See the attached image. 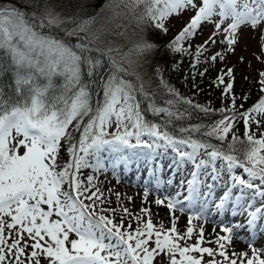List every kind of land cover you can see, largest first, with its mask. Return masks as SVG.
Instances as JSON below:
<instances>
[{
  "label": "snow or ice",
  "instance_id": "obj_1",
  "mask_svg": "<svg viewBox=\"0 0 264 264\" xmlns=\"http://www.w3.org/2000/svg\"><path fill=\"white\" fill-rule=\"evenodd\" d=\"M43 4L40 9V0H31L29 6L39 11L30 13L0 5V50L16 68V93L22 97L5 98L0 89V264H204L205 254L212 257L207 264H237V259L240 264H264V249L251 244L250 257L246 252H233L232 257L237 258L229 257L225 242L231 243L232 228H223L228 235L218 237V249L213 250L201 246L202 227L195 244L182 245L181 241L191 239L194 228L189 226L180 233L175 224L167 229L156 227L149 209H141L147 217L144 219L123 208L124 215L117 222L115 208L101 207L104 198L94 183L96 176H83L86 169L95 173L110 167L115 172L123 165L127 170L143 157L159 188L165 181L156 158L168 156L171 150L173 172L192 165L186 181L189 207L199 204L203 211L207 198L227 173L229 181L216 209L222 213L231 202L236 215L245 199L251 209L257 199L264 200V133L257 137L250 131L251 124L259 127L260 118H264V95L241 112L233 94L231 107L217 110L181 96L161 79L160 85L172 98L158 103L156 93L146 88L144 74L138 70L145 55L158 47L154 42L141 37L127 52L122 46H111L112 41L100 47L104 32L110 30L102 27L92 31L95 17L63 16L56 0H43ZM108 6L113 8V18L131 14L138 27L148 25L164 33L169 17L194 9L195 15L165 47L173 54H191V45L184 47L183 42L194 37L202 23H213L215 31L196 46L197 62L207 46L217 43L221 32L224 40L220 43L231 52L241 26L256 29L264 25V0H109ZM72 37H76L75 43ZM209 59L223 61L225 56L216 52ZM105 60L108 70L98 83L102 98L93 104V77ZM37 75L46 77L48 83L41 86ZM225 75L231 77L233 69L217 77L218 86L224 85L223 95L233 89L231 80L225 82ZM53 76L63 77L60 87L52 83ZM259 76L260 91L264 92V71ZM22 85L29 86L25 89ZM145 103L146 108L142 106ZM181 103L189 107L181 111L176 107ZM194 111L205 116L217 111L231 115L211 124L182 126L180 122L192 117ZM147 114L160 120H151ZM238 117L245 127L243 140L234 132ZM113 126L115 131H109ZM229 135L232 142L226 146L211 142H224ZM62 148L69 160L61 166ZM237 169L242 172L237 174ZM166 183L171 185L173 178ZM184 183L182 180L181 187ZM201 188L207 189L203 196ZM235 188L239 193L233 199ZM165 201L170 210L182 203L175 197L158 198L155 203ZM262 214L264 204L248 212L246 225L250 230L256 228ZM129 215L137 222L134 229L131 223L125 226L124 218ZM260 227L264 230V225ZM73 233L75 239L70 237ZM194 252L200 255H192ZM217 255L222 261L215 259Z\"/></svg>",
  "mask_w": 264,
  "mask_h": 264
},
{
  "label": "rangeland",
  "instance_id": "obj_2",
  "mask_svg": "<svg viewBox=\"0 0 264 264\" xmlns=\"http://www.w3.org/2000/svg\"><path fill=\"white\" fill-rule=\"evenodd\" d=\"M1 5L6 7H11L9 2H3ZM63 16H73L70 13H61ZM195 15L194 9H187L180 13L179 15L173 14L165 21V26L172 30L173 34H178L182 28L190 21V18ZM215 19H218L215 18ZM230 22V21H228ZM227 24H224L226 27ZM215 31V26L213 23L204 22L201 24L199 29L197 30L194 37L190 38L189 41L184 42V47H190L191 54H182L179 57L174 59H170L167 62H162L158 64L156 67L157 74L161 79L164 80L168 85L174 88L181 96L191 99L194 103L200 104L203 106L211 107L213 109H222V108H230L232 95L234 94L236 97V108L240 111L247 110L251 108L256 102L252 103V106H248L246 102L248 100V92L252 90V84L254 83V75L259 76V73L264 71V42L261 39L262 32H264V25L257 27L256 29L251 28V26H241L237 30V42L233 46V51L227 52V45L221 44L220 41L224 40V34L221 32L217 37V43L215 45L207 46L206 50L202 55L199 56L197 62L196 56V46L202 45ZM216 52H220L225 56L223 61L217 59L216 61H212L209 59L211 55ZM195 63V67L193 64ZM210 63L214 67L213 74L209 77L203 79L199 76L202 70H199V67ZM233 69V75L228 77L225 75L224 79L227 83L229 80L233 83L232 93L223 95L224 85H219L217 77L222 73H226L227 69ZM199 79H198V78ZM197 79V80H196ZM246 97V99H245ZM251 101H249L250 104ZM242 105V107H241ZM219 112V111H217ZM261 119V125L259 127L256 126L255 123L250 125V131L257 134L259 137L260 133H264V118ZM109 131H115L113 126ZM147 139V137H145ZM135 142L134 140L132 141ZM20 152H23V149H20ZM63 153L67 152L62 150ZM68 156V155H67ZM171 150H169L168 156L157 157L162 166V172L160 173L161 178L165 181L164 184L160 185L159 188L156 187L155 184V176H151L149 173V168L146 165L143 157L138 158V163H133L126 170L123 165H120L116 168L115 172L109 167L107 171L93 172L92 169H86L83 172V176L86 178L88 175L93 174L96 176V180L94 183L96 187L100 189L103 193L104 204L101 206L103 208H115V219L119 222L121 216L124 215L122 209L127 208L129 213L133 215H140L142 218L147 219V217L142 213L141 209H145L146 200L151 198H155L153 191L155 189H160L165 192V190H169V187H180L179 196H173L176 199L180 200L182 203L177 205L182 206V208H189V210H185V217H182V221L180 223V228L177 229L180 233H184L186 229L191 226L194 228V232L192 233L191 239L186 241H181V244H195L197 239L200 236V228L202 225H198L197 223L203 222L201 218V214L204 212L209 218V224L215 221L223 222L225 220V224H222L221 229H215V234L209 237L203 236L202 247H207L213 250L218 249V245L216 243L218 237L228 235L223 231L225 227H234V225L240 224L244 225V227L236 228L238 236H243L246 232L251 234L252 232H263L261 230V225H264V214L260 216L257 222L256 228L252 231L247 225L246 221L248 220V212L254 211L256 207H261L264 204V200L257 199L253 207L251 209L247 208L248 199H245L241 202L240 207L237 209L238 214H232V203L226 206V209L221 213V211L217 210L215 205L219 202L220 196L226 190L227 184L229 181V177L227 173H224L222 180L218 182V186L215 188L214 193L211 197H208L209 205H206L201 210L199 204H197L196 208L198 211H194L193 207L188 206V201L185 200V197L188 195L187 191V179H189V173L192 171V165L188 164L181 171L173 172L170 164L172 163ZM219 166V163L217 164ZM107 167V164H106ZM155 167V164H153ZM237 174H240L242 170L237 169ZM169 177L173 178V183L168 185L166 181ZM185 181L183 187H181V181ZM210 181V178H209ZM146 182L147 183V192H146ZM95 190V189H92ZM206 188H201V196L206 191ZM239 193V188L233 189V199ZM119 194V196H117ZM248 197H251V193L248 194ZM148 198V199H146ZM159 198V197H158ZM212 209H210V207ZM46 208V206H45ZM176 209H169L167 206V202L159 205L158 211L151 217L154 225L159 227L163 225L166 229L171 228L173 224H175V220L177 219V215L175 214ZM193 212H197L194 213ZM189 213V214H187ZM200 213V214H198ZM108 214V213H105ZM133 215L126 216L124 218L125 226L131 223L132 228L137 227V222L133 219ZM191 217V222H190ZM56 217L54 216L53 219ZM213 227H218L217 225H213ZM237 236V234H235ZM72 239H75V234H70ZM226 243V251L229 254L230 258L232 257V253L235 252L237 254L241 252H246L248 256H251L250 247L244 248L242 245L238 248L231 246V243ZM249 245V243H247ZM70 246V245H69ZM194 256H199V253H191ZM177 258L178 254H177ZM212 259L207 254L203 256L204 264H207L208 260ZM217 261H222V257L215 256ZM237 264H240V260L237 259Z\"/></svg>",
  "mask_w": 264,
  "mask_h": 264
},
{
  "label": "trees",
  "instance_id": "obj_3",
  "mask_svg": "<svg viewBox=\"0 0 264 264\" xmlns=\"http://www.w3.org/2000/svg\"><path fill=\"white\" fill-rule=\"evenodd\" d=\"M3 2H9L11 6L9 8L17 7L21 10L26 9L29 13L34 10L39 11V9H34L33 7L29 6L31 4V0H0V5ZM56 2L58 5L57 10L61 13H70L71 15L76 16L78 19L95 17L96 19L92 25V31H95L102 27L106 30H110L104 32L101 38L103 43L99 44L100 47H104L107 45L108 41H112L111 46H122V51L127 52L134 43L138 42L141 39V37H144L150 42H154L158 47L153 52L145 55L144 60L141 61V67L138 70L144 74L143 78L146 82V88L149 91L156 93L155 99L158 103L172 98L160 85V78L157 74L156 66L162 62H167L170 59L172 60L176 57H179V55H182L180 53H170L165 47L167 44H169L170 41L173 40V38L177 34H173L172 30L168 28L167 33H164L163 31L156 30L154 27H149L148 25L138 27L131 14H129L127 17L113 18L114 12L113 8L108 6L109 0H56ZM43 7V0H40V9H42ZM116 25H121V27L117 28ZM116 33H123V35H117ZM58 35L63 36V32H58ZM71 40L73 43H75L76 37H72ZM133 58H135V56H133ZM107 70L108 62L107 60H105L103 68H101L97 72L96 76L93 77V80L96 81V83L92 85L93 104H95L98 99L102 98V91L98 89V83L101 77L106 76ZM21 75L27 76V72H22ZM36 79L41 86L48 83L46 77L37 75ZM83 79L87 81V75H84ZM254 79L255 80L252 84V90L248 92V100L246 101L249 107L252 106L253 102L257 103L259 98L264 95V92L260 91V76L255 77L254 75ZM52 83L57 88L60 87L63 84V77L53 76ZM28 86L29 85H22V87L25 89ZM0 89H2L5 98L11 97L14 100H19L22 98L16 93V68L11 63V58L5 57L3 50H0ZM251 100L252 102H250L249 104V101ZM142 106L146 108V103ZM176 107L182 111L184 108H187L189 106L181 103ZM225 114L231 115L230 112H214L205 116L202 112L194 111L192 117L181 121L180 124L185 127H188L190 124H196L200 122L211 124L213 121L223 118V115ZM147 115L151 120L157 122L160 120L159 116H152L151 114ZM244 131L245 127L243 120L238 117V119L234 122V132L238 137L241 138V140H243ZM74 136L76 139H78L79 133H74ZM211 142L215 144H224L226 146L227 143L232 142L231 135L226 137L224 142L215 139H212ZM237 147H242V145L237 144ZM62 150L64 149L62 148L59 153V162L61 166L69 160V156H67L68 154L63 153ZM237 155H240V153H237Z\"/></svg>",
  "mask_w": 264,
  "mask_h": 264
},
{
  "label": "bare ground",
  "instance_id": "obj_4",
  "mask_svg": "<svg viewBox=\"0 0 264 264\" xmlns=\"http://www.w3.org/2000/svg\"><path fill=\"white\" fill-rule=\"evenodd\" d=\"M263 42H264V40H263ZM214 67L215 66L211 65L210 63H208L206 65H203L202 67H199V70H202V72L204 73L203 76H201L200 74H199V76L201 78H203V79L206 77V79H207L208 76L210 77L213 74ZM169 188H170V192L169 193H168L169 190H165V192H164L163 190L155 189L153 191V194L155 195L154 196L155 198L154 199L151 198L149 200H146L148 202H146V204H145V209H149L150 210V217H153L154 214L159 209V205H157L155 203V201H156V199H158V197H159V199H164L165 197L173 198V196H175V194L177 192H179V190H180V187H169ZM248 194H250V192ZM146 199H148V198H146ZM207 205H209V204H207ZM212 207L213 206H211L210 209H212ZM181 208H182L181 205L178 206V207L176 206V208H175L176 209L175 210V214L177 215V219L175 220V227L177 229L180 228V223H181V221L183 219L182 217H185V215H184L185 210L186 211L189 210V208H187V209L183 208V210H181ZM193 210L194 211H198V208L193 207ZM194 213H197V212H193V214ZM187 214H189V213H187ZM198 214H200V213H198ZM201 216H202L201 218L203 219L204 223L200 222V223H197V224L198 225H202V228L204 230L203 231V236L206 237V238L211 236V235H214L215 234L214 230L215 229H219L220 230L222 224H225V223H223V222H225V220H223V222L215 221V222H212V223L209 224V218L207 217V215L204 212L201 214ZM214 224L217 225L218 227H213ZM228 228H232L233 229V231L231 233V236H232L231 246H233L235 248H238V247L242 248L241 247V245H242L244 248H246L247 246L249 247V245L247 244V243H249L254 248L264 249V234H263V232H259V231L256 232L255 231V232H252L251 234L250 233L248 234L246 232L245 235L238 236L237 230L234 227H232V226L230 227L229 226ZM235 234H237V236H235ZM250 252L252 254L251 248H250ZM262 258H264V254H262Z\"/></svg>",
  "mask_w": 264,
  "mask_h": 264
}]
</instances>
